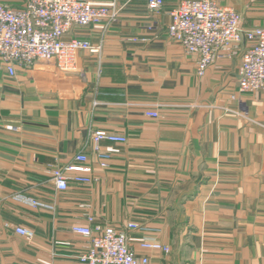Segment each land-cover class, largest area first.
<instances>
[{
	"label": "crops",
	"instance_id": "crops-1",
	"mask_svg": "<svg viewBox=\"0 0 264 264\" xmlns=\"http://www.w3.org/2000/svg\"><path fill=\"white\" fill-rule=\"evenodd\" d=\"M93 1L116 2L118 16L72 33L101 46L80 51L76 71L38 62L10 79L0 68V264H81L91 241L72 226L89 215L126 230L152 264H264V94L238 91L237 55L198 74V56L167 35L182 0L154 14L148 0ZM217 1L244 29L264 26V0ZM97 130L128 142H103L110 168L95 163L91 185L59 191L56 169L79 153L96 161ZM145 239L171 250L153 253Z\"/></svg>",
	"mask_w": 264,
	"mask_h": 264
},
{
	"label": "built area",
	"instance_id": "built-area-1",
	"mask_svg": "<svg viewBox=\"0 0 264 264\" xmlns=\"http://www.w3.org/2000/svg\"><path fill=\"white\" fill-rule=\"evenodd\" d=\"M164 0H148L151 13L162 9ZM116 2L93 0H26L20 7H9L0 1V68L8 78L17 77L18 69H31L38 62L52 63L59 72H74L80 51L97 53L99 44L72 36L78 28L115 20L118 16ZM167 35L181 44L187 53L198 56V74L222 58L238 56L241 60L238 91L264 94V26L244 29L243 15L217 0H182L170 13ZM235 97V96H233ZM158 117L156 111L146 113ZM17 130V126H9ZM96 161L86 153L75 156L74 162L56 169L53 179L57 189L66 192L71 182L91 185L95 180V163L100 170L110 168L113 153L102 147L107 141L125 144L128 137L104 130L92 133ZM35 208L54 209L45 202L23 197ZM89 223L72 226V231L90 239L88 250L79 255L81 264H152L149 254L139 255L130 245L126 230L114 226H91ZM126 228L137 229V223ZM16 233L27 239L33 232L17 227ZM141 247L154 252L169 253L170 247L155 240H141Z\"/></svg>",
	"mask_w": 264,
	"mask_h": 264
},
{
	"label": "rangeland",
	"instance_id": "rangeland-1",
	"mask_svg": "<svg viewBox=\"0 0 264 264\" xmlns=\"http://www.w3.org/2000/svg\"><path fill=\"white\" fill-rule=\"evenodd\" d=\"M45 63V62H44Z\"/></svg>",
	"mask_w": 264,
	"mask_h": 264
}]
</instances>
